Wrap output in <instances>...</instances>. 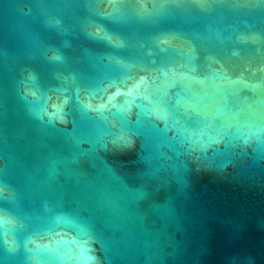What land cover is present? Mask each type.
Instances as JSON below:
<instances>
[{"label":"water","instance_id":"95a60500","mask_svg":"<svg viewBox=\"0 0 264 264\" xmlns=\"http://www.w3.org/2000/svg\"><path fill=\"white\" fill-rule=\"evenodd\" d=\"M0 264H264V0H0Z\"/></svg>","mask_w":264,"mask_h":264},{"label":"snow or ice","instance_id":"6c2138e0","mask_svg":"<svg viewBox=\"0 0 264 264\" xmlns=\"http://www.w3.org/2000/svg\"><path fill=\"white\" fill-rule=\"evenodd\" d=\"M90 258V257H89Z\"/></svg>","mask_w":264,"mask_h":264}]
</instances>
